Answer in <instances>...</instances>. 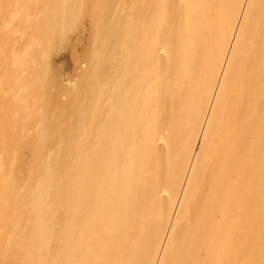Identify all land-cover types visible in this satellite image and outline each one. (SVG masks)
<instances>
[{
  "label": "bare ground",
  "instance_id": "bare-ground-1",
  "mask_svg": "<svg viewBox=\"0 0 264 264\" xmlns=\"http://www.w3.org/2000/svg\"><path fill=\"white\" fill-rule=\"evenodd\" d=\"M0 264H264V0H0Z\"/></svg>",
  "mask_w": 264,
  "mask_h": 264
},
{
  "label": "rangeland",
  "instance_id": "rangeland-1",
  "mask_svg": "<svg viewBox=\"0 0 264 264\" xmlns=\"http://www.w3.org/2000/svg\"><path fill=\"white\" fill-rule=\"evenodd\" d=\"M79 49H80V47H79Z\"/></svg>",
  "mask_w": 264,
  "mask_h": 264
}]
</instances>
